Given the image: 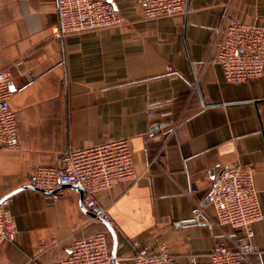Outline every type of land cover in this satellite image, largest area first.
Here are the masks:
<instances>
[{"label":"crops","instance_id":"obj_1","mask_svg":"<svg viewBox=\"0 0 264 264\" xmlns=\"http://www.w3.org/2000/svg\"><path fill=\"white\" fill-rule=\"evenodd\" d=\"M113 1L124 26L56 39L55 0H0V70L15 73L20 141L0 157V200L8 197L17 225L0 264H57L75 239L99 232L116 264H130L135 242L166 244L173 264H212L215 244L224 236L232 244L242 231L211 220L183 230L172 223L206 204L219 171L234 165L255 169L263 214L253 225L256 264H264V74L230 83L220 65H201L227 6L263 24L264 0H188L186 14L153 20L142 19L138 0ZM151 104L163 106L149 114ZM157 127L162 137H148ZM120 137L131 138L142 176L98 195L109 225L92 218L76 185L57 196L31 187L38 166Z\"/></svg>","mask_w":264,"mask_h":264},{"label":"built area","instance_id":"obj_2","mask_svg":"<svg viewBox=\"0 0 264 264\" xmlns=\"http://www.w3.org/2000/svg\"><path fill=\"white\" fill-rule=\"evenodd\" d=\"M143 20L184 15L188 12V0H138ZM58 21L53 29L56 39L87 31H101L122 27L126 18L121 8L110 0H55ZM21 62L14 66H19ZM220 65L225 80L244 82L264 74V23L243 22L234 15L231 2L213 29L209 53L202 61V68ZM15 73L13 66L0 70V157L4 151L20 146L17 128V112L11 107ZM199 79L193 82L198 88ZM163 106L151 104L148 113ZM163 127L147 133L148 137H162ZM157 159V158H156ZM142 175L135 169L130 137L111 139L80 149H69L59 156L58 166L40 165L36 168L31 185L55 196L64 187L79 186L84 207L95 220L111 223L108 210L101 205L98 195L125 181L138 180ZM258 189L255 185V169L234 165L222 168L206 204H197L189 217L174 221L176 230L188 229L203 221L222 229L230 226L242 231L240 237L227 242L220 239L211 252L212 264H256L260 249L255 243L253 225L262 217ZM8 198L0 203V247L16 241L17 225L7 207ZM212 207L214 216L208 213ZM130 264H173L174 256L166 244L152 249L134 243ZM57 264H116L106 235L103 232L74 240L68 253Z\"/></svg>","mask_w":264,"mask_h":264},{"label":"water","instance_id":"obj_3","mask_svg":"<svg viewBox=\"0 0 264 264\" xmlns=\"http://www.w3.org/2000/svg\"><path fill=\"white\" fill-rule=\"evenodd\" d=\"M110 1H113V0H110ZM217 182H218V179H217ZM77 186V185H76ZM31 187H33L32 185H31ZM77 187H79V186H77ZM35 188V187H34ZM80 188V187H79ZM80 190H81V188H80ZM41 191H43V190H41ZM82 191V190H81ZM6 198H8V197H4L3 199H1L0 200V203L4 200V199H6ZM105 223V222H104ZM106 224H108L109 225V223H106ZM112 229V228H111ZM114 257H115V255H114Z\"/></svg>","mask_w":264,"mask_h":264}]
</instances>
